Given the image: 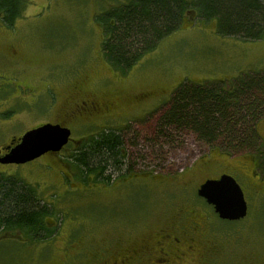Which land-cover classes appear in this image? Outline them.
<instances>
[{"label":"rangeland","instance_id":"obj_1","mask_svg":"<svg viewBox=\"0 0 264 264\" xmlns=\"http://www.w3.org/2000/svg\"><path fill=\"white\" fill-rule=\"evenodd\" d=\"M120 1L25 0L12 25L0 17V147L47 121L72 130L69 144L59 152L23 164L0 163V173L36 187L54 208L48 221L57 224L56 235L45 240L18 229L1 230L0 264H92L86 254L90 250L117 238L136 244L154 235L174 219L183 201L234 249L222 264H264V175L255 152L231 154L190 133L167 138L156 129L173 90L185 80L231 82L264 69V37L220 34L215 19L205 21L192 12L122 72L104 57V30L97 20ZM85 94L110 105L108 111L64 118L73 100ZM103 128L124 131L131 170L115 173L128 176L111 184L82 181L68 157L82 138ZM257 129L264 140V117ZM223 173L233 175L244 190L248 213L240 220L221 219L197 194L207 178Z\"/></svg>","mask_w":264,"mask_h":264},{"label":"trees","instance_id":"obj_2","mask_svg":"<svg viewBox=\"0 0 264 264\" xmlns=\"http://www.w3.org/2000/svg\"><path fill=\"white\" fill-rule=\"evenodd\" d=\"M25 0H0V17L8 25L21 15ZM215 19L220 34L246 40L264 37V0H122L104 9L102 52L116 69L127 72L162 39L176 31L190 13ZM264 117V69L226 79L184 81L173 90L168 107L157 121V132L190 133L197 141L229 153L254 151L264 175V140L257 123ZM173 137V136H172ZM123 130L103 128L78 143L69 161L89 178L111 184L128 176ZM54 208L37 195L36 187L15 175L0 173V231L18 229L35 240L56 235L48 221Z\"/></svg>","mask_w":264,"mask_h":264},{"label":"flooded vegetation","instance_id":"obj_3","mask_svg":"<svg viewBox=\"0 0 264 264\" xmlns=\"http://www.w3.org/2000/svg\"><path fill=\"white\" fill-rule=\"evenodd\" d=\"M73 90L75 94L80 90V82ZM54 97H57L56 91ZM109 106L88 94L80 95L63 116L68 119L99 116L105 114ZM19 137L0 147V155L7 152L8 145L14 146ZM173 215L174 219L159 227L154 235L142 238L136 244L119 243L117 238L110 245L93 248L86 254L93 258L92 264H222L234 252L186 201L179 204Z\"/></svg>","mask_w":264,"mask_h":264},{"label":"water","instance_id":"obj_4","mask_svg":"<svg viewBox=\"0 0 264 264\" xmlns=\"http://www.w3.org/2000/svg\"><path fill=\"white\" fill-rule=\"evenodd\" d=\"M72 131L61 123L45 122L23 133L14 146L0 155L2 164H23L47 153L59 152L71 139ZM197 194L212 205L224 220H240L248 213L245 193L237 179L228 173L208 178L200 184Z\"/></svg>","mask_w":264,"mask_h":264}]
</instances>
